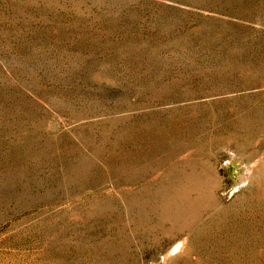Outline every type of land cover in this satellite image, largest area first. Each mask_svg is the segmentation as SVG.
<instances>
[{
	"label": "rangeland",
	"instance_id": "1",
	"mask_svg": "<svg viewBox=\"0 0 264 264\" xmlns=\"http://www.w3.org/2000/svg\"><path fill=\"white\" fill-rule=\"evenodd\" d=\"M0 264H264V0H0Z\"/></svg>",
	"mask_w": 264,
	"mask_h": 264
},
{
	"label": "bare ground",
	"instance_id": "2",
	"mask_svg": "<svg viewBox=\"0 0 264 264\" xmlns=\"http://www.w3.org/2000/svg\"><path fill=\"white\" fill-rule=\"evenodd\" d=\"M181 243L175 244V246L171 249V251H177L180 247H182L183 243L182 244Z\"/></svg>",
	"mask_w": 264,
	"mask_h": 264
}]
</instances>
